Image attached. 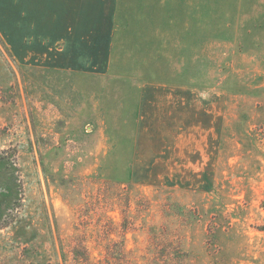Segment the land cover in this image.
Here are the masks:
<instances>
[{"label":"rangeland","instance_id":"374dc122","mask_svg":"<svg viewBox=\"0 0 264 264\" xmlns=\"http://www.w3.org/2000/svg\"><path fill=\"white\" fill-rule=\"evenodd\" d=\"M168 2L0 0V264H264V0ZM169 21L202 42L147 43ZM121 84L196 89L193 161L130 171ZM97 85L99 111L81 98Z\"/></svg>","mask_w":264,"mask_h":264},{"label":"crops","instance_id":"0c3cea01","mask_svg":"<svg viewBox=\"0 0 264 264\" xmlns=\"http://www.w3.org/2000/svg\"><path fill=\"white\" fill-rule=\"evenodd\" d=\"M27 4H32L33 8H28L30 11H47L46 8L42 6H48L49 1H53V4L57 2V0H24ZM158 8H154L153 4L155 3L152 0L151 11L156 10L158 12H166L170 9H166V5L169 4L168 0H157ZM114 8L115 6L119 7V0H113ZM156 4V5H157ZM51 5V3H50ZM155 5V7H156ZM40 6V7H39ZM119 11V9H116ZM114 9V11H116ZM163 15V14H162ZM115 19L117 18L114 15ZM163 17V16H162ZM113 19L111 22L107 21V26L110 27L112 25L115 28H118L117 32L121 33L120 27L117 25V19L115 21ZM68 21V19H66ZM48 21V20H47ZM105 23V22H104ZM179 23H173L169 21V23H161V28L156 26V28L151 25L147 28V43H158V42H166L165 32L167 33L171 28H174L179 31L180 38L185 43H201V31L197 32L196 24H191L188 28L181 31ZM66 26V25H65ZM69 26V24H67ZM168 30V31H165ZM113 32L111 34H107V39L105 41V46L108 47L113 42ZM161 34V36L159 35ZM106 36V35H105ZM117 37V36H116ZM199 37V39H196ZM106 38V37H105ZM167 43V42H166ZM111 52V49H107V53ZM109 54H105L104 56L99 57L102 62L106 61ZM110 57V55H109ZM107 85H97L90 87V89L83 90L82 93H85V96H81V98H86L88 102H93V106H95V110L101 109L99 107V102H102L106 98L109 99L110 96H106L105 92L110 91L107 89ZM113 91H118L121 94L112 96L113 99L120 100L123 103V106L118 108H113L111 113L108 115L118 116L120 118L121 123L129 124L128 129H123L128 131L125 132V135L122 137H126V140L129 141V146L127 147V153L130 157V171L134 172H144L151 173L153 171H166V170H179V162L186 161L190 159L193 161L194 157L191 154H187L186 151H180L177 153V150H183L187 147V132L186 123L192 122L195 125V122L200 121L201 116L203 114L201 98L197 97L196 89H186V87L180 86H171L168 85H152V84H143V85H134V84H121L117 85ZM88 93V94H86ZM111 99V98H110ZM204 103H207L204 102ZM98 117H104L107 113L98 112ZM210 114V112H209ZM162 122L165 124V129L163 130V134L159 135L158 132L151 133V129L148 131V127L151 124ZM104 123V121L102 122ZM187 129V128H186ZM167 130V131H166ZM189 139H196V130L195 127L188 128ZM154 134V135H153ZM157 134V135H155ZM160 139L167 140L168 143L167 149H164L154 153L147 152L141 149L140 141L146 139ZM181 141L180 143H178ZM183 141V142H182ZM180 147H182L180 149ZM148 146L146 147V149ZM148 150V149H147ZM186 150V149H185ZM144 156V159H139L138 157ZM162 166V167H160ZM160 167V169H158Z\"/></svg>","mask_w":264,"mask_h":264},{"label":"trees","instance_id":"16d2710c","mask_svg":"<svg viewBox=\"0 0 264 264\" xmlns=\"http://www.w3.org/2000/svg\"><path fill=\"white\" fill-rule=\"evenodd\" d=\"M261 230L264 231V225L261 227Z\"/></svg>","mask_w":264,"mask_h":264}]
</instances>
